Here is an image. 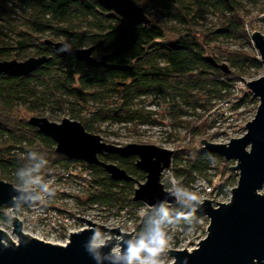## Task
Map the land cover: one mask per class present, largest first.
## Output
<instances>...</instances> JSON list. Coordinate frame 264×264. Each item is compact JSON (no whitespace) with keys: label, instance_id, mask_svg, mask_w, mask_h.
<instances>
[{"label":"trees","instance_id":"16d2710c","mask_svg":"<svg viewBox=\"0 0 264 264\" xmlns=\"http://www.w3.org/2000/svg\"><path fill=\"white\" fill-rule=\"evenodd\" d=\"M145 7H152L164 19L153 18L148 24L107 10L97 0H0V11L12 7L23 10L21 27L16 32L15 44L6 41L0 46V60H8L30 47L38 56L49 60L36 71L25 76L0 74V177L24 188V180L17 173L34 168L42 160L33 176H50L57 163L70 164L65 155L57 153L55 142L29 123L28 116H43L46 109L53 112L72 111V118L79 119L75 105L88 108L91 101L101 103L118 96L120 103L114 107L100 108L94 117L102 122L142 124L159 123L156 112L146 110L143 102L148 98L163 100L171 115V125L183 127L193 135L206 134L212 127L211 115L215 100L232 94L234 83L252 68L259 71L263 64L252 51L245 50L250 44L248 28L252 20L249 5L258 6L264 13V0H135ZM207 15H214L220 24L214 29L199 32L194 26ZM6 20L7 18L3 17ZM264 19V17L262 18ZM8 25L12 20H6ZM171 25H170V24ZM83 48L95 46V54L109 55V67L79 61L65 51L57 50L47 40ZM235 39L240 50H229L221 41ZM217 43V44H216ZM15 52V53H14ZM226 61V72L208 61ZM248 93L239 100L238 106L257 102ZM139 102V103H138ZM75 111V112H74ZM88 131L93 130L91 121L80 119ZM36 153L35 159L30 153ZM104 161L118 164L134 177L131 181H114L100 165H90L94 178L90 183L88 201L119 208L145 206L136 201L135 183L145 180L146 174L136 165L137 158H123L116 154L102 156ZM87 164L84 161H81ZM226 162L223 157L209 152L203 146H182L174 154V174L180 188L193 187L197 177L209 176L214 163ZM228 178H222L215 186L226 191L235 179L234 170L226 163ZM225 171L223 174L226 175ZM224 176V175H223ZM201 178V177H200ZM175 215L187 211L182 201L164 205ZM143 215L137 214L138 228L144 234L152 219L159 216L160 206H147ZM203 216L195 212L189 224L197 225Z\"/></svg>","mask_w":264,"mask_h":264},{"label":"water","instance_id":"95a60500","mask_svg":"<svg viewBox=\"0 0 264 264\" xmlns=\"http://www.w3.org/2000/svg\"><path fill=\"white\" fill-rule=\"evenodd\" d=\"M107 10L136 23L148 24L151 19L135 0H97ZM255 46L264 65V35L252 34ZM57 50L67 46L65 51L79 61L109 67V55L97 58L96 47H73L65 42L47 40ZM208 61L223 71H230L226 63H219L209 56ZM49 57L32 56L24 61L17 59L0 60V74L25 76L36 71ZM250 92L259 99L256 116L246 125V133L232 138L228 143H214L201 140L203 148L235 161L231 166L239 172L237 185L231 190L228 202L202 199L197 213L209 219L207 236L195 249H169L173 258L171 264H264V75L248 82ZM29 123L43 135L55 142L57 153L71 160L84 161L90 165H100L114 181L134 179L118 164L104 161L102 156L116 154L123 158L135 156L136 165L146 174V180L135 190L134 199L148 207L173 205L178 203L176 195L162 183L164 170L170 167L175 151L155 144L131 143L126 146L104 142L100 135L88 131L76 119L64 118L60 123L44 116H32ZM260 191V192H259ZM38 189L25 190L12 182L0 179V208L16 204L35 205L38 203ZM13 234L17 241L5 230L0 229V264H125L113 255L114 246L127 247V240L134 239L133 232L118 228H108L83 217H78L88 227L71 233L67 245L45 242L26 234L22 221L12 216ZM98 231L105 239L106 246L90 252L87 249L93 231ZM93 255L98 257L97 260Z\"/></svg>","mask_w":264,"mask_h":264},{"label":"rangeland","instance_id":"374dc122","mask_svg":"<svg viewBox=\"0 0 264 264\" xmlns=\"http://www.w3.org/2000/svg\"><path fill=\"white\" fill-rule=\"evenodd\" d=\"M138 3V2H137ZM145 10V13L151 18H159L164 19L158 11H156L152 7H145L141 3H138ZM248 8L252 11V14L249 16L251 22V26L258 29L260 18L262 14L258 6L254 7L249 5ZM23 10L20 7H12L11 11H0V46H4L2 42L9 41L13 45L15 44V38L17 37V31L21 27L17 24L21 23ZM3 17L8 20H12L13 24L11 26L8 25L7 19H2ZM170 24V23H169ZM220 24V20L214 15H207L203 19L198 21V24L194 26V28L199 32H206L210 29H214ZM171 25V24H170ZM58 42H66L65 39L61 38L57 40ZM217 44V43H216ZM241 43L237 40L229 39L221 41L219 45H223L225 48L229 50H240L242 49ZM245 50L252 51L255 53L254 49L249 45L245 48ZM19 52V55L13 54L12 59H17L19 61H24L32 56L37 57L38 55L35 53L34 48L30 47L28 50ZM97 58H101V54H94ZM221 63H226L223 61ZM264 75V66L259 71H256L255 68L250 70V73L247 72L242 75L239 81H244L241 84L242 96L245 94L251 93L247 83L251 80L257 79ZM235 94V93H234ZM252 94V93H251ZM254 96V95H252ZM242 99V98H239ZM120 103V99L118 96H112L109 99L104 100L101 103L91 101L88 103V108L84 109L81 105H75L76 113L79 115V119H88L91 121L93 126V130L90 131L92 133L98 134L101 136L102 140L107 143L115 144L118 146H126L131 143H139V144H155L160 147H164L167 149H172L177 151L182 146L187 148H193L194 146H202L201 140L206 139L210 142L214 143H228L232 138H239L246 133V125L249 121L253 120L256 116L257 109L259 106V99L257 102H247L243 105H239V100L233 105L232 109V119L228 118L224 110V105L220 100L214 101L213 109L205 113V117L210 118L209 121L212 124V127L208 129L207 133L193 135V133L186 132L183 127H178L175 125H171V115L168 112L167 104L163 100H156L154 98H148L143 102V107L146 110H151L156 112L154 117L159 120V123L151 124L146 123L142 124L139 122L133 123H117L115 121H107L102 122L94 117V112L100 108H108L114 107ZM139 103V102H138ZM75 112V111H74ZM33 115L28 116V118ZM35 116V115H34ZM44 117L49 118L54 122H61L64 118L68 117L73 119L72 111L63 112L62 110H56L53 112L50 109H46ZM239 125L242 128V131L239 132H230L233 128H237ZM225 160V159H224ZM226 161V160H225ZM228 163L230 166L236 164L235 161H226V162H218L214 163V168L209 171V176L206 179L204 176H200L203 180L208 183V187L211 186L213 188L214 193L211 196H208V192L206 191V187H203V181H200L197 177L193 187H185L180 188L177 185L178 189H188L190 191L195 192L199 198L208 197L215 206L218 205L217 202L223 203L228 202L231 199V190L237 185L239 180V172L234 170L235 179L232 183H230L229 187L224 192H220L219 190L214 189L215 186L219 185L222 178H228L230 175L225 170V166ZM225 171L226 175L223 174ZM55 173V180L59 176V172L53 171ZM57 174V175H56ZM224 175V176H223ZM0 179H2L0 177ZM146 180V179H145ZM145 180L138 179V182L135 183V188L139 186L140 183L145 182ZM170 182H174L178 184V181L173 179L172 174L168 176L167 185ZM51 182L49 181V184ZM53 183H51L52 185ZM205 185V184H204ZM54 186V184H53ZM167 187V186H166ZM90 185L87 186L80 194L76 197H67L60 192H56L54 196H52L51 204L54 208H58L60 210L70 211L71 214L82 213L83 211L89 209L91 207V203L88 201V196L90 192ZM260 192V191H259ZM264 193V189L261 191ZM181 201V200H179ZM146 206V205H145ZM145 206L135 207L125 210V212L120 211L119 208L108 207L106 205L100 204L98 207H95V213L98 215L100 219H108L117 221L120 224H123V230L126 232H133L134 239L141 236L143 233L138 228V221L136 219L137 214L143 215L146 211ZM65 219V223L70 224L71 219L62 216ZM63 221V219H62ZM209 219L203 217L202 220L199 221L197 225L191 226L190 228H182L179 225H171L168 227V235L169 242L167 249L164 253H162L159 257L161 264H171L173 262V258L169 255L167 250L169 249H188L192 250L198 246V243L203 240L207 236V229L209 226ZM84 226V224L82 225ZM11 236L15 241H17L16 236L11 233ZM55 244V243H54ZM61 245V244H60ZM121 248V247H119Z\"/></svg>","mask_w":264,"mask_h":264},{"label":"built area","instance_id":"2783aa9c","mask_svg":"<svg viewBox=\"0 0 264 264\" xmlns=\"http://www.w3.org/2000/svg\"><path fill=\"white\" fill-rule=\"evenodd\" d=\"M263 17H264V13L260 18L261 20L259 22L258 29H256L257 28L256 27L255 30L251 31L248 28V34L250 36L249 45L254 49L255 54L259 60H261V55L255 46V42L252 38V34L255 31H259L264 35V19H262ZM242 83H244V81L235 82L232 90V94L220 100L222 104L225 106L224 110L228 115L229 119H232L233 105L236 103V101L240 100L239 98H243L241 94ZM239 131H242V128L239 125H237V128L236 129L233 128L230 132H239ZM174 169H175V165H174V157H173L170 167L164 170L162 174V183L164 184L167 190L172 191L175 194V192L177 191L178 184H175L174 182H170L167 185L168 176H170V174H172L173 179L175 181L177 180L174 174ZM54 170L59 172V176L56 180L54 179L56 178L55 173L53 172ZM34 177H39L41 180V184L39 186L32 185L29 186L28 188L24 187L23 189L34 190L37 188L39 191V195L37 196L39 197V199H37L38 203L35 205L16 204L12 206L1 207L0 229L7 231L11 235V233H13L12 216H14L22 221L23 230L26 234L32 237H36L45 242L61 244V245H67L69 243L71 233L80 231L88 227L78 217L86 218L95 223L102 224L108 228L119 227L122 231H124L123 230L124 223L120 224L117 221L108 220V219L102 220L98 217V215H96L94 210L95 207H98L100 205L99 203L92 204L89 209L83 211L82 213L71 214L70 211L60 210L50 205L51 204L50 201L52 197H49L47 193L43 192L42 185L44 183H49L50 181L51 183L54 184V186L52 184V187L55 189V193L60 192L61 194H64L65 196L72 198L78 196L80 192H82L87 186L90 185L91 181L94 178V171L89 164H84L81 161H77V160L72 161L70 164L57 163L51 169L50 176H44L42 174H38L37 176ZM198 179L200 181H203L202 182L203 187H206L208 196H211L214 193L213 188L211 186L208 187L207 186L208 183H206V181L203 180L202 178L199 177ZM202 199H209V198L208 197L200 198L201 201H203ZM122 212H125V210L121 211V213ZM63 215L71 219L70 224L65 223L66 218L65 219L62 218ZM83 224L84 226H82ZM109 238L111 237L108 236L103 240Z\"/></svg>","mask_w":264,"mask_h":264},{"label":"clouds","instance_id":"9594fccd","mask_svg":"<svg viewBox=\"0 0 264 264\" xmlns=\"http://www.w3.org/2000/svg\"><path fill=\"white\" fill-rule=\"evenodd\" d=\"M67 46H64L61 51H67ZM31 158L35 159L36 153L29 154ZM47 161L42 160L36 164L34 168L22 170L17 175L24 180L25 188L29 186L41 184L39 177H34L33 172H38L42 164ZM42 190L47 193L49 197L55 195V189L49 183L42 185ZM176 197L184 202L188 208L187 211H178L175 215L170 214V211L163 204L159 208V216L150 221L147 231L136 239L127 240L126 248H115L113 255L117 260H123L125 264H161L159 257L167 249L169 242L168 227L175 224L179 225L181 222L191 223L194 219L195 212L202 201L199 196L188 189H178L175 192ZM39 199V197H37ZM107 242L102 239L98 231H93V235L86 246L88 251L94 252L96 249L106 246ZM95 260L98 259L93 255Z\"/></svg>","mask_w":264,"mask_h":264},{"label":"bare ground","instance_id":"6f19581e","mask_svg":"<svg viewBox=\"0 0 264 264\" xmlns=\"http://www.w3.org/2000/svg\"><path fill=\"white\" fill-rule=\"evenodd\" d=\"M120 247V245L118 244L115 248H119Z\"/></svg>","mask_w":264,"mask_h":264}]
</instances>
